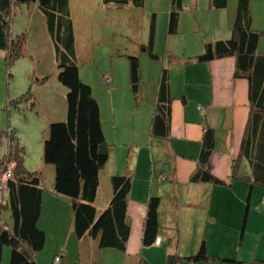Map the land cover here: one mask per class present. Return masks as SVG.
Masks as SVG:
<instances>
[{
  "label": "crops",
  "instance_id": "obj_1",
  "mask_svg": "<svg viewBox=\"0 0 264 264\" xmlns=\"http://www.w3.org/2000/svg\"><path fill=\"white\" fill-rule=\"evenodd\" d=\"M197 1L192 5L198 11ZM237 2L229 0L228 6L219 10L224 14H215L214 38L196 41L193 48L179 51L180 61L164 66L170 67L173 95L171 133L167 139L152 135L163 67L151 62L155 59L138 46L129 51L140 54L141 58L142 83L135 97V112L142 121L126 127L129 134L119 143L118 125L114 123V142L108 141L103 127L110 144V157L100 171L95 205L99 213L108 206L113 196L114 175L132 174L128 204L130 238L125 251L100 248L93 238H78L74 231L73 201L56 192L53 183L48 193L44 189L39 225L47 233L45 247L50 245L53 252H58L55 257H61V264H95L97 261L99 264H264V186L252 182V178L250 181L231 177L236 159L239 171L252 176L248 160L240 154L250 114L249 83L246 78L235 76L234 56L209 62H198L196 58L206 41L232 36ZM208 5L216 9L210 0ZM187 7L193 10L185 5ZM257 7L258 3L255 6L251 0L252 26L264 29V0L260 8ZM227 10L230 13L226 14ZM173 50L166 53L172 54ZM259 51L264 53V37ZM108 83L113 84V76ZM111 91L114 112H117L114 89ZM199 106H203L202 111ZM207 128L213 129L216 135L208 169L226 183L190 180L198 167ZM151 195L162 198L160 228L156 242L145 246L143 227ZM203 240L208 252L217 258L210 261L187 259L199 250ZM3 253L5 261L6 251ZM170 255L182 258L171 263Z\"/></svg>",
  "mask_w": 264,
  "mask_h": 264
},
{
  "label": "trees",
  "instance_id": "obj_2",
  "mask_svg": "<svg viewBox=\"0 0 264 264\" xmlns=\"http://www.w3.org/2000/svg\"><path fill=\"white\" fill-rule=\"evenodd\" d=\"M103 1L105 5L132 4L142 7L146 0ZM183 1L171 0L169 35L178 32L181 12L189 9L185 8ZM33 2L39 4L46 18L48 31L55 43L58 79L68 88L67 119L49 125L48 134L43 142V161L55 167L56 192L73 201L76 236L80 239L93 238L98 241L100 248L125 251L131 234L128 204L133 176L126 173L112 177L113 196L108 206L99 213L95 200L100 171L110 157V144L106 140L100 104L93 95L92 86L80 77L70 0H0V50L7 53L8 64L25 55L26 35L16 37L12 35L13 12L18 4ZM210 4L216 9H223L228 6L229 0H210ZM155 30L153 18L149 40L142 44L141 51L153 59H159L160 54L154 50ZM232 30L230 38L206 41L196 58L198 62H209L234 56L235 76L248 80L250 114L240 154L248 160L253 177L239 171L238 159L232 164L231 177L250 181L252 178V182L264 186V53L259 51L264 30L252 26L251 0H238ZM127 58L130 85L137 98L142 83L140 54H128ZM169 68L164 67L161 74L159 97L152 122V135L161 139L169 138L171 133L173 95L170 89ZM7 137L8 152L0 161V170L10 161H14L15 166L7 187L1 189V192L5 207L10 209L12 223L9 227L0 220V263L4 247L9 246L10 264H40L36 254L45 247L47 241V233L39 225L44 192L41 173L30 172L25 167L26 154L17 133L9 130ZM215 145V131L211 128L205 129L198 167L190 178L192 182L226 183L208 169ZM161 203V196L149 197L143 227L145 246H151L158 238ZM181 258L170 255L169 261L176 263ZM216 258L208 252L205 240L195 254L187 257L193 261H210Z\"/></svg>",
  "mask_w": 264,
  "mask_h": 264
},
{
  "label": "rangeland",
  "instance_id": "obj_3",
  "mask_svg": "<svg viewBox=\"0 0 264 264\" xmlns=\"http://www.w3.org/2000/svg\"><path fill=\"white\" fill-rule=\"evenodd\" d=\"M193 1H183L193 10L181 12L178 32L169 35L171 0H146L142 7L105 5L103 0H70L80 77L92 86L93 95L101 106L102 123L109 142L115 141L114 123L118 125L119 143L129 134L126 127L142 121L135 112L137 103L130 85L127 55L137 46L141 50L142 44L148 42L153 18L154 50L160 58L151 62L163 68L181 60L179 51L193 48L196 41L214 38L215 14H224V11L210 9L209 0L195 2L200 8L197 11ZM254 2L260 8L262 0ZM13 13L12 35H26V50L25 55L12 64L6 60L7 53L0 50V161L8 152V131L16 132L25 150V167L30 172L41 173L43 188L48 193L55 183V167L43 161V142L52 122L67 119L68 88L58 79L55 43L47 31L46 18L39 4H18ZM171 49L174 52L167 54ZM108 76L110 79L113 76V84L108 83ZM111 88L117 112H114ZM11 162L14 161L7 166ZM3 199L0 189V220L10 227L11 212ZM4 250L7 255L4 261L3 253L0 264H10L11 248L5 246ZM57 253L48 245L36 259L40 264H54Z\"/></svg>",
  "mask_w": 264,
  "mask_h": 264
},
{
  "label": "built area",
  "instance_id": "obj_4",
  "mask_svg": "<svg viewBox=\"0 0 264 264\" xmlns=\"http://www.w3.org/2000/svg\"><path fill=\"white\" fill-rule=\"evenodd\" d=\"M107 80H110V78H108ZM199 109L202 111L203 106H199ZM7 165L0 172V189H5L7 187V182L13 174L15 162H11V164H9V166H7ZM54 264H61V257L60 256H56L54 258Z\"/></svg>",
  "mask_w": 264,
  "mask_h": 264
}]
</instances>
